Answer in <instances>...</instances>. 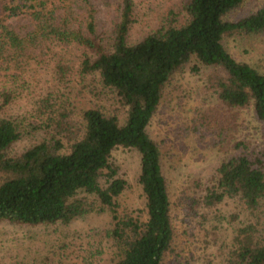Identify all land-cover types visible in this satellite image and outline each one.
I'll return each instance as SVG.
<instances>
[{"label":"trees","instance_id":"obj_1","mask_svg":"<svg viewBox=\"0 0 264 264\" xmlns=\"http://www.w3.org/2000/svg\"><path fill=\"white\" fill-rule=\"evenodd\" d=\"M133 2L118 0L117 18L102 33L89 0H0V221L67 224L106 209V234L120 248L114 264H190L166 258L174 237L170 197L147 126L170 79L185 65L194 73L205 67V91L223 108H248L257 136L222 134L223 156L206 180H192L182 207L189 218L232 200L229 219L239 211L246 217L234 228L224 262L264 264V226L259 231L256 221L264 213V70L235 59L223 40L264 34V0L255 7L249 0H178L163 21L131 40ZM52 49L49 81L36 92L28 70ZM68 51L77 57L73 65ZM74 73L94 75L99 84L88 88L84 106L70 97L76 99L68 89ZM103 94L111 98L108 107L98 101ZM232 122L228 128L236 130ZM116 148L138 154L143 215L117 208L127 181L111 162Z\"/></svg>","mask_w":264,"mask_h":264},{"label":"rangeland","instance_id":"obj_2","mask_svg":"<svg viewBox=\"0 0 264 264\" xmlns=\"http://www.w3.org/2000/svg\"><path fill=\"white\" fill-rule=\"evenodd\" d=\"M133 1L135 21L130 30L131 40L163 21L166 10H175L178 0ZM261 1L249 0L250 6L255 7ZM89 2L95 8L97 29L102 33L108 32L117 18L118 0ZM223 40L235 59L264 70V34L235 35ZM56 51H47L41 63L32 65L28 70L27 79L36 92L45 88L49 81L47 78ZM65 53L71 58L69 64H75V53ZM205 71L203 67L194 73L185 65L170 79L147 131L161 150L170 197L174 237L166 258L174 261L186 259L190 264H226L224 255L235 233L234 228L246 215L239 211L238 217L229 219L228 215L234 210L232 200L224 201L219 211L200 213L198 210L189 218L182 206L186 196L193 193L192 180L198 177L206 180L223 156L227 146L219 142V137L222 138V134L240 136L244 133L255 137L257 122L248 108L229 110L221 107L215 97L203 88ZM74 76L69 84L66 83L76 99L72 95L70 97L77 106H84L91 96L88 88L94 89L99 84L94 75L74 73ZM23 101L19 100L18 104ZM98 101L106 107L112 103L111 98L104 94ZM231 112H235L234 118ZM230 120L236 130L228 128ZM227 137L224 138L226 141ZM33 140L34 135L22 137L11 152H20ZM111 162L117 167V173L127 181L126 188L117 197L119 212L143 215V197L136 181L139 170L137 152L116 148L111 153ZM3 177L4 173L0 171V180ZM88 197L93 198L91 195ZM247 220L250 221V218ZM256 221L260 231L264 226L263 212L259 213ZM110 226L111 218L106 209L75 217L67 224L29 226L0 221V264H114L120 248L106 234Z\"/></svg>","mask_w":264,"mask_h":264}]
</instances>
